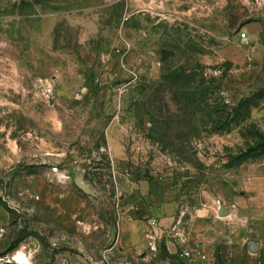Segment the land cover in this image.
Instances as JSON below:
<instances>
[{"label": "rangeland", "instance_id": "obj_1", "mask_svg": "<svg viewBox=\"0 0 264 264\" xmlns=\"http://www.w3.org/2000/svg\"><path fill=\"white\" fill-rule=\"evenodd\" d=\"M222 205L201 264H264V0H0V264H187Z\"/></svg>", "mask_w": 264, "mask_h": 264}, {"label": "crops", "instance_id": "obj_2", "mask_svg": "<svg viewBox=\"0 0 264 264\" xmlns=\"http://www.w3.org/2000/svg\"><path fill=\"white\" fill-rule=\"evenodd\" d=\"M45 20H48L45 19ZM51 20V19H50ZM47 22V21H45ZM222 207H225L227 209L228 215L226 217H220V211L222 209ZM164 216H165V225H167L168 227H173L172 226V221H173V217L175 215V209L174 207H165L164 208ZM214 212L217 213V216L214 217H209L207 216H198L195 217L192 221H191V226H190V235H192L193 237H195L197 240L202 241V243L200 245H198V247L200 248H205L208 249L207 254L198 251L197 254L199 256L194 257L191 254V258L187 259L185 257L182 256V260L184 262H186L187 264H201L202 262H209V259H212V256H214V252L215 250H210L211 247L216 248L215 244L212 245H208L209 243H204L206 239H208V237H212V235H216V239L218 238L220 240L224 239L225 235H217L218 233H214L213 228H217V225H230L231 224V220L234 217L232 214V211L230 210L229 206H219L217 209L214 208ZM178 225L180 223L183 222V219L178 218ZM156 224H158L156 219H153L149 222H139V221H124V222H120L119 228H118V237H117V243L118 246H120V252H122V254L125 255V257H135L136 254H138L139 256H144V252L146 250V246H147V238L150 237V235H147V231H152V228L155 232L156 230ZM156 225V226H155ZM159 225V224H158ZM152 227V228H151ZM178 229V227H177ZM154 236V233L151 232ZM156 234V233H155ZM147 235V237H146ZM185 235V234H184ZM184 235L181 236V239H179L180 242H184L186 240L187 237H184ZM157 236V235H156ZM188 236V235H186ZM213 238V237H212ZM127 239V240H126ZM171 244V243H170ZM208 245V246H206ZM252 246H255V252L252 251V247H250V251L251 253H257L259 251L258 245L256 244H252ZM168 252L169 255L174 256L176 255L177 252V247L175 245H169L168 246ZM141 254V255H140ZM194 257V258H193ZM133 262H135L133 260ZM128 264H134L132 262H129Z\"/></svg>", "mask_w": 264, "mask_h": 264}, {"label": "water", "instance_id": "obj_3", "mask_svg": "<svg viewBox=\"0 0 264 264\" xmlns=\"http://www.w3.org/2000/svg\"><path fill=\"white\" fill-rule=\"evenodd\" d=\"M76 186L87 196H95L94 191L90 188V186L85 182V180L78 176L76 178ZM228 215L227 209L225 207H222L220 211V217H226ZM256 248L252 247V251L255 252Z\"/></svg>", "mask_w": 264, "mask_h": 264}, {"label": "bare ground", "instance_id": "obj_4", "mask_svg": "<svg viewBox=\"0 0 264 264\" xmlns=\"http://www.w3.org/2000/svg\"><path fill=\"white\" fill-rule=\"evenodd\" d=\"M14 259H15V261H17L18 263H21V264H24L27 262L26 257L21 253L15 255Z\"/></svg>", "mask_w": 264, "mask_h": 264}, {"label": "built area", "instance_id": "obj_5", "mask_svg": "<svg viewBox=\"0 0 264 264\" xmlns=\"http://www.w3.org/2000/svg\"><path fill=\"white\" fill-rule=\"evenodd\" d=\"M247 37L246 35H242V39L245 40ZM183 257L190 259L191 258V253L190 252H186L184 253Z\"/></svg>", "mask_w": 264, "mask_h": 264}, {"label": "trees", "instance_id": "obj_6", "mask_svg": "<svg viewBox=\"0 0 264 264\" xmlns=\"http://www.w3.org/2000/svg\"><path fill=\"white\" fill-rule=\"evenodd\" d=\"M8 211H10L9 209H7Z\"/></svg>", "mask_w": 264, "mask_h": 264}]
</instances>
